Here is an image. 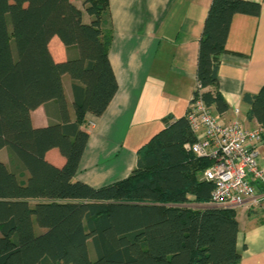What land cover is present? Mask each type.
<instances>
[{
	"label": "trees",
	"instance_id": "trees-1",
	"mask_svg": "<svg viewBox=\"0 0 264 264\" xmlns=\"http://www.w3.org/2000/svg\"><path fill=\"white\" fill-rule=\"evenodd\" d=\"M108 1L82 0L90 17L84 23L69 0H0V150L11 165L0 161V264H238L234 209L187 207L208 205L213 190L202 179L210 161L184 148L196 141L189 108L138 149L126 178L100 188L75 180L86 116L102 115L117 90ZM260 11L246 0L210 2L192 97L216 115L228 110L218 68L232 19ZM53 37L74 56L55 62ZM64 75L72 82L73 121ZM243 101L264 140V84ZM49 102L59 121L34 128L30 113ZM53 149L64 158L61 167L45 158Z\"/></svg>",
	"mask_w": 264,
	"mask_h": 264
},
{
	"label": "crops",
	"instance_id": "crops-1",
	"mask_svg": "<svg viewBox=\"0 0 264 264\" xmlns=\"http://www.w3.org/2000/svg\"><path fill=\"white\" fill-rule=\"evenodd\" d=\"M90 22L82 0H69ZM257 18L235 15L218 68V91L228 110L214 116L221 123L236 119L245 129L258 124L249 120L244 95H255L264 84V0ZM211 0H109L111 42L108 60L117 90L102 115L86 116L88 134L75 180L100 188L126 178L135 168L137 151L171 119L186 114L195 85L198 40ZM48 50L55 62L74 56L57 37ZM71 80L62 84L73 121ZM237 111V114H235ZM34 128L59 121L55 102L30 113ZM258 165L264 173V142L257 147ZM46 160L55 167L64 158L53 149ZM4 162L3 160H0ZM5 163V162H4ZM256 202L231 208L236 214L238 264H264V185L255 183ZM191 209L229 208L188 204Z\"/></svg>",
	"mask_w": 264,
	"mask_h": 264
},
{
	"label": "built area",
	"instance_id": "built-area-1",
	"mask_svg": "<svg viewBox=\"0 0 264 264\" xmlns=\"http://www.w3.org/2000/svg\"><path fill=\"white\" fill-rule=\"evenodd\" d=\"M190 100L187 119L196 141L184 148L211 163L202 174L203 180L213 184L209 204L236 208L248 200L255 203L254 185H264L257 153L264 142L262 129H245L236 119L221 123L202 100L192 96Z\"/></svg>",
	"mask_w": 264,
	"mask_h": 264
},
{
	"label": "rangeland",
	"instance_id": "rangeland-1",
	"mask_svg": "<svg viewBox=\"0 0 264 264\" xmlns=\"http://www.w3.org/2000/svg\"><path fill=\"white\" fill-rule=\"evenodd\" d=\"M8 29H10L9 25H8ZM0 160H3L6 163V165L8 166V168H11V165L8 162V156H7V152L5 149L0 150ZM90 251H92V250H90Z\"/></svg>",
	"mask_w": 264,
	"mask_h": 264
}]
</instances>
